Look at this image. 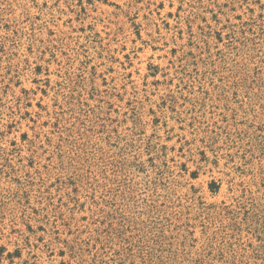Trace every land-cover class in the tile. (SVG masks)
Instances as JSON below:
<instances>
[{"label": "rangeland", "instance_id": "1", "mask_svg": "<svg viewBox=\"0 0 264 264\" xmlns=\"http://www.w3.org/2000/svg\"><path fill=\"white\" fill-rule=\"evenodd\" d=\"M0 264H264V0H0Z\"/></svg>", "mask_w": 264, "mask_h": 264}]
</instances>
